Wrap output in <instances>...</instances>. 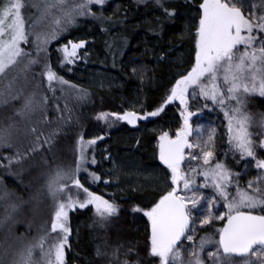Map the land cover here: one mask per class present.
<instances>
[{
	"label": "trees",
	"instance_id": "16d2710c",
	"mask_svg": "<svg viewBox=\"0 0 264 264\" xmlns=\"http://www.w3.org/2000/svg\"><path fill=\"white\" fill-rule=\"evenodd\" d=\"M34 1L32 0V3ZM37 1L39 2L37 13L35 11L30 16L28 24L37 21L38 15H41L43 2ZM201 2L202 0L150 2L106 0L102 7L92 6L94 16H77L74 23L66 26L63 24L64 30L57 29L58 36L46 45L48 52L46 61L59 76L69 82L67 85H62L65 86L66 91L71 90L72 95L73 91L78 92L83 104L79 107L80 110L74 105L71 106L72 104L64 108L63 102L60 103L57 98V90L51 91L44 87L48 108L52 109L48 119L49 124L45 122L39 128L32 126L31 129L35 128L37 131L33 133L30 130L25 134V139L18 146L17 152L21 154L23 148L27 147L28 141L33 143L36 141L34 144H37V140L33 139L39 132H43L47 125H55L58 117L61 120L65 117L69 122L58 133L64 130V133L68 131L71 134L70 137L67 136L68 134H58L56 145L61 147L63 139H67L69 144L70 142L77 144L81 136L85 141L96 140V143L86 151L88 163L84 168L87 169V173L81 170L79 178L90 191L102 195L118 207L117 214L106 221L98 218L93 205L85 208L77 207L69 212L67 227L71 230L68 236L70 247L65 249V264H125V261L127 264H158L157 258L150 255V221L144 217L143 211L136 209L147 210L173 188L171 172L159 159V136L168 132L174 138L176 131L180 129L181 117L178 116L176 107L171 104L157 116L141 120L133 128L126 121L116 123L113 118L107 121L97 117L101 113L112 116L111 113L122 115L126 111H135L143 115L145 112L165 106V100L170 95L175 82L182 75H186L195 64L196 30L200 16L198 5ZM260 2V8L264 11V0ZM27 9L28 6L24 10ZM165 9L168 11L166 12ZM247 11L248 9H244L245 13ZM172 12L174 15H169ZM39 23L36 24L34 32L42 34L45 30L38 27ZM28 24L27 27L30 26ZM34 40L35 36H30V43L22 45L26 51L32 53V59L37 54L32 43ZM70 40L73 42L83 40L86 44L84 48L78 50L75 63L61 66L63 53L59 49ZM25 61L27 58L16 67L15 76L19 75L20 79L25 72ZM38 69L37 64L34 72ZM25 77H29L27 73ZM92 78H96V81L102 85L92 84ZM9 81L10 79L7 83ZM73 85L75 87H72ZM13 88L17 90L18 87L14 85ZM67 97L70 99V95ZM71 101L73 102V99ZM248 101L250 103L246 104V107L253 117L250 131L253 133V139L258 142L264 138V128L259 124L261 114H264V98L257 96L255 100L249 98ZM61 109L63 111L59 113ZM216 109L218 110V107ZM219 112L223 114L220 109ZM55 114H58V117ZM220 135L219 148L227 153L224 163L232 171L240 173L246 160H242L238 153L230 150L226 126L221 129ZM43 141L44 137L40 136L39 143H42L43 150L47 151L49 146ZM36 151L30 156L31 158L26 155V159L20 161L23 167L31 166L33 171L28 177L23 173L18 177L6 175L2 178L7 195L3 201V211H0V219L6 215V222L9 219L10 223H14L13 215V219L10 220V212L7 211L6 204L25 203L30 197L41 200L44 184L39 179L43 177V180H48L55 172L52 168L53 160L50 159L45 160L43 167L39 168L40 157L37 154L39 147ZM15 153V147L0 148V166L8 162L5 157H13L15 161ZM262 153L263 150L257 149L258 156ZM78 157L79 152L72 150L64 157V164L60 168L66 170L74 168ZM93 158L96 161L94 164L91 162ZM118 167L120 175L138 169L156 176L157 179L147 190L120 191L114 178L115 169ZM88 173H95L100 179L93 182ZM31 179L37 180V188L30 194ZM72 189L75 195L79 191L74 187ZM48 209H46L48 212L41 213V217L38 214L37 218L33 215L34 210L25 211L28 219L17 230L11 227L9 231L7 227L9 223L5 227L0 221V247L4 240L10 237L22 236L31 240L32 237L39 236L38 230L45 229V221L54 210L51 207ZM255 211L260 214L259 209ZM51 217H54V212ZM225 223L226 220H222L212 227H201L196 230L201 229L200 231L203 232L208 230V237L211 238L213 235L211 239L216 242L219 239L218 230ZM36 225L39 227L38 230ZM58 235L60 234H51L49 243ZM1 262L7 264L4 259Z\"/></svg>",
	"mask_w": 264,
	"mask_h": 264
},
{
	"label": "snow or ice",
	"instance_id": "6c2138e0",
	"mask_svg": "<svg viewBox=\"0 0 264 264\" xmlns=\"http://www.w3.org/2000/svg\"><path fill=\"white\" fill-rule=\"evenodd\" d=\"M42 2L43 9L39 19L27 28L23 15V10L27 6L25 0H7V3L0 7V76L19 66L25 58L28 60L24 65L25 71L39 63L37 59L31 58V52L22 47L30 43V36H35L32 43L37 53L43 51L47 55L46 45L58 36L57 29L64 30L61 26L62 21L66 26L74 23L77 16H94L92 6L102 7L106 0H78V2L77 0H42ZM238 4H242V0H202L199 3L195 64L186 75H182L175 82L170 95L165 100V104L178 100L184 106L183 127L176 131L175 137L170 136L168 132L159 136V159L170 170L171 183L174 187L147 210L136 209L143 211V215L150 221V255L157 258L158 264H204V249L213 243L210 237H202L198 246L194 244L188 249V259L185 260L183 244L185 241L193 242L194 239L190 227L193 209L204 199L202 195L196 194V174L204 178L205 183L201 187L211 186L217 194L207 203L208 215L201 224H209L213 219L226 218L225 226L218 230L216 250L207 252V257L215 260L217 264H222V255L239 256L243 258V264H264V188L260 186V182L264 181V158L257 155V149L264 150V138L258 142L253 139V133L250 131L253 117L246 111L245 103L246 97L252 95L264 98V12L260 15H256L255 12L246 14ZM55 12H59L60 15H55ZM50 15L55 26L50 34L35 33L36 24ZM169 15H174V12ZM42 44L45 47H41ZM85 44L83 40L79 42L70 40L64 44L59 49L63 53L61 66L75 63L78 50L84 48ZM40 74L46 78L51 91H55L54 83L58 85L69 83L59 76L47 61ZM190 88L193 89V95L198 89L201 97L211 101L223 112L230 150L238 153L242 160H250L254 163L258 175L253 180H249L246 186L240 185V173L233 172L224 162L215 159V152L212 150L215 130L208 133L203 146L199 142V138L203 135L202 129H196L197 142L189 140L193 132L189 123L193 113L187 110ZM7 89L8 93H11L12 83H9ZM0 97H3V103L8 102L5 93L0 92ZM12 98L19 99L20 94L17 93ZM40 103L41 101L36 99V94L32 93L24 97L21 108L16 114L19 116L30 114L38 110ZM162 111L163 106L143 115L135 111H126L122 115L111 113V115L116 120L135 125L137 121L155 117ZM107 117L108 114L101 113L97 118L107 120ZM259 124L264 128V114H261ZM14 127L15 125H10L9 128L0 129V148L14 147L12 142ZM31 131L35 133L36 129L32 128ZM39 141L40 137L37 136V144L31 151L34 152L38 147H42ZM43 143L51 144V137L44 138ZM95 143L96 140L85 141L81 136L77 141L79 157L75 167L67 170L57 169L49 176L46 188L55 201L51 232L29 242L19 251L13 264H37L34 258L37 250L40 252L41 264H65V249L70 247L68 236L71 230L67 227L69 212L77 207L85 208L93 205L101 221H106L117 214L118 207L114 202L90 191L79 178L81 170L87 173V169L84 168L88 163L86 151ZM185 149L199 151H190L186 157ZM23 158L19 152L15 153V162L18 163ZM5 159L9 165L13 163V157H5ZM185 159L201 161V164L199 168H191L189 172H184L182 165ZM91 162L94 164L96 161L93 158ZM88 175L92 177L93 182L100 179L95 173ZM73 187L79 190L75 196L70 190ZM79 192L83 193L84 199H80ZM189 192H191L190 196L180 194ZM217 197L223 200L227 211L213 216L212 208L216 204ZM257 209L260 210V214L256 213ZM51 233L60 235L49 243Z\"/></svg>",
	"mask_w": 264,
	"mask_h": 264
},
{
	"label": "rangeland",
	"instance_id": "374dc122",
	"mask_svg": "<svg viewBox=\"0 0 264 264\" xmlns=\"http://www.w3.org/2000/svg\"><path fill=\"white\" fill-rule=\"evenodd\" d=\"M35 1L32 3V0H25L26 5L28 6L27 10H23V15H24L26 24H28V22L31 18L30 16H32L35 11L37 13L39 2L37 0H35ZM138 1L150 2V1H157V0H138ZM260 1H262V0H242V4H238V6L242 7V11H244V9H246V10L248 9L247 13L255 12L256 15H260L262 12H264L260 8V6H261ZM77 2H78V0H77ZM5 3H7V0H0V7H2ZM33 5H36V6H33ZM253 6H255V7H253ZM36 15H38V14H36ZM55 15L58 16V15H60V13L55 12ZM38 16L40 17V15H38ZM47 18H48V20H46ZM39 22L40 23H39L38 27L44 28L43 31L45 30V32H43V33L50 34L52 28L55 27L52 24V16L51 15L47 16L46 18H44L42 21H39ZM32 24L29 23L28 25H32ZM63 24L64 23L62 21V25ZM26 28H27V26H26ZM47 55H48V52H47ZM47 55L45 54V52H39L36 54V57L34 59H37L39 61V63H37L38 67H39L37 72L36 71L34 72L36 65H37V64H34L31 66V68L28 70V72L25 71L24 75L23 74L21 75V79L19 78V75L15 76L17 74V72H16L17 66L10 69L4 76H0V92L5 93L7 96V99H8L7 103H3V97H0V129L9 128L10 125H15V127L12 128V142H13V145L15 147L16 152L18 151V146L25 139V136H26L25 134L28 133V131L30 132L32 126H36L39 128L45 122L47 124H49L48 119H50V116H51L50 113H52V109L48 108V102H47L48 98L42 99V98L46 97L44 87H46V89L49 87H48V83L46 81V78L41 76V74H40L42 69H43V66H44V61H46ZM27 63H28V60L25 61L24 64H27ZM26 73L28 74L29 77H25ZM34 73H35V75H33ZM96 74H98L99 76L101 75L100 73H96ZM9 79H10L9 83H12L11 93H8V89H7V86L9 85V83H7V80H9ZM41 83H43V85H41ZM91 83L92 84L97 83L98 85H102V84H100L99 81L98 82L96 81V78H92ZM14 85L18 87L17 90H16V88L14 90V88H13ZM53 86H55L54 89L57 90V92H58L57 98H59L60 103H61V101L63 102L64 108L66 107V105L72 104L71 106L74 105V107H77L76 109L80 110L79 107L83 104L82 103L83 101H82L81 97L79 96L78 92L73 91V95H72V91L71 90H69L70 92L66 91V89L64 88L65 86L58 85L55 83L53 84ZM16 92L20 94L19 99H13L12 98L13 96H15L17 94ZM32 93H35L36 99L38 101H41V103L39 104L38 110H36L30 114H27L25 116L17 115L16 112L18 109L21 108L24 97H27V96L31 95ZM69 95H70V99H68V97H67ZM257 96L258 95H252V96L246 97L245 103L246 104L250 103L249 102L250 100L248 101V99L252 98L255 100L257 98ZM72 99H73V102L71 101ZM169 104L176 107V109L178 111V116L181 117V123H182L181 125L183 127L184 117L182 115V112H184V106L181 105L178 100H176V101H173L171 103L165 104L163 109L166 108ZM216 107L217 106L214 105L211 101L205 100L203 97H201L199 95L198 89L196 90L195 95H193V89L192 88L189 89L187 110L193 113V115L191 116V118L189 120V123L191 124V127L193 129L192 136L189 137V140L192 142H197L198 138H197L196 129H198V128L202 129L203 135H202V137L199 138V142L203 146V142L205 140H207L208 133L211 132L212 130H215V138L213 141L214 146H213L212 150L215 152V159L224 162L223 160L225 159L227 153H226V151L220 149L219 145H220V140H221V135H220L221 129H222L223 125L226 126V120H225L223 114H220L219 108L217 110ZM57 109H59V108L57 107ZM62 111H63V109L59 110V113ZM246 111L248 112L247 107H246ZM55 116L58 117V114H55ZM109 118L110 119L113 118L116 121V123H121V122L124 123L125 122L122 120H116L114 117H112L110 115L107 117V121H110V120H108ZM57 120H58V122H56L55 125H53V126L47 125L46 128L43 127L44 128L43 132H39V134L37 133L38 134L37 136H39V137L40 136H42L44 138L51 137V139H52L51 144H46L49 146L47 151L43 150L44 145L42 143H40L42 145V147H39V152L37 153V154H39V157H40V160L38 163L39 168L43 167V165H44L43 162L45 160L50 159V160H53V167L52 168H54L55 171L57 169H62L60 167H62L64 164V161H63L64 157L68 153H71L72 150L78 151L77 144H75V142H70V144H69L67 139H63V142H62L63 145H61V147L56 145V137L58 136V134H61V135L68 134L67 136H69V134H71L68 131H66L67 133H64V130L62 133H58V132H60V130L65 125L68 124L69 121H67V119L65 117H63L62 120L58 117ZM130 126L133 128V127H136L137 124H135V125L130 124ZM69 128H70V126H69ZM36 131H37V129H36ZM54 132L57 134L53 135ZM37 136H35L36 138L33 139L34 141H35V139L37 140ZM262 137H263V134H262ZM34 143L28 141L27 147L23 148V150L21 151L22 152L21 156H23L24 158L28 156V158H29L35 152H37V151H34V152L31 151L32 147L36 145ZM88 148H87V151L89 150ZM190 151L198 152L199 150L186 149V154H185L186 157L188 156ZM263 153H264V150H263ZM69 156L72 157L71 154H69ZM258 157H260V156H258ZM260 158H264V155H262V157H260ZM187 160L189 161L190 159H185L183 166H182V170L184 172H189V170L191 168H199V166L201 164V161H192L193 163L188 165ZM34 161H37V159H34ZM213 162H215V161H213ZM30 167L27 168L26 165H24V167H23L21 162L17 163L15 161H13V163L11 165H9L8 162H5L4 166H0V197H2V198H0V207H1L0 211L1 210L3 211V206H4L3 201H4V198L6 196L5 195L6 191H5V187H4V182H2V178L6 175H10L12 177H18V175H21L23 173L26 175V177H28L31 174V171H33ZM128 171H130V169ZM257 175H258V170L255 169L254 163H252L250 160L244 161V164L242 165V169L240 171V181H239L240 185L242 187L246 186L247 182L249 180H253ZM114 178L116 180V183L118 184L117 189L120 191L129 190V189L147 190L148 188H151L152 184H154L153 181H156V179H157L156 176L144 173L143 171L138 170V169L132 170L130 173L124 172L122 175H120V168L119 167H118V169L117 168L115 169ZM43 179H44L43 177H41V179H39L44 184V187H42V189H43L42 191L44 193L41 191L42 192L41 200L30 197V199L25 203H19V204H13V205L9 204V202H8V205L5 203L6 209L8 208L7 211L10 212V216H9L10 220H12L14 218V223H10L9 219L6 222L7 217L5 215V217L0 219V221H2L4 223L2 226L6 227L9 223V225L7 226L9 228V231H10L11 227H13L14 230H17L22 224L24 225L23 222H26L28 219V218H26V217H28V214L24 213L25 211L34 210L33 215L35 216V218H37L38 214L40 215L39 217H41L42 216L41 213H43L44 211H47L46 209H48L50 207L52 209H54L52 211V213L55 211V201L48 194V191L46 188V184H47L48 180L47 179L43 180ZM195 180H196V176H195ZM30 181H31V188H30L31 189L30 194H31L37 188V186H36L37 180L31 179ZM260 186L262 188H264V181L260 182ZM181 187H182V185H181ZM202 189L204 191H202ZM70 190H71L72 194L75 196V191H73L72 188ZM207 190H209V191L207 192ZM230 191H232V190L230 189ZM180 194L190 196L191 192L180 193ZM196 194L198 196L202 195L204 197V199L200 201L199 205L195 209H193V219H192V223H191L190 227L193 230L194 239H193V242L185 241L183 244L182 251L184 252L185 260L188 259V249L193 247L194 244L198 246L199 240L202 237H206V236L208 237V235H203V236H199L198 238L195 239L196 233L201 230V229H199V230H196V229L201 228V227H206V228L212 227L218 221H222V220H218V219H213L212 222L209 224H203V225L201 224L202 220L208 215L207 203L213 197H216L217 194L215 192V189L212 188L211 186H209L207 188L197 187ZM79 196H80V199H84L83 193L80 192ZM226 211H227V208L225 207L223 200H221L217 197L216 204L212 208V215L213 216L221 215ZM52 213H51V216H52ZM12 215H13V218H12ZM51 216L48 218L47 221H45V224H44L45 229L40 228L38 230L39 227L36 225V230L39 231V236L43 235L45 233L51 232V223L53 220V217H51ZM144 217H146V216H144ZM225 220H226V218H225ZM41 226H43V225H41ZM23 228L25 230H28L26 227H23ZM207 232H209V231L207 230ZM51 234H54V233H51ZM9 236H11V235H9ZM9 236H6V238H8ZM12 236H13V234H12ZM39 236L32 237L31 240L25 239V237H22V236H20L19 238L10 237L9 239H6V240L3 239L4 242L2 243V247H0V252H1L0 259H1V261H3V259H4V260H6L7 264H13V262L17 259V255H18L19 251L21 249H23L29 242H33ZM211 238L213 239V235L211 236ZM49 240H50V238H49ZM212 241H213V243L207 245L204 249L203 259H204V262L207 264H217V262L215 260H210L207 257V252L215 251L216 247H217V244L215 243V241L214 240H212ZM14 244H16V245L13 246ZM14 247H15V250H14ZM34 258L37 261V264L41 263V256H40L39 250L36 251ZM1 261H0V264H2ZM221 261H222V264H243V258L235 257V256H232V257L228 256L227 257V256L222 255Z\"/></svg>",
	"mask_w": 264,
	"mask_h": 264
},
{
	"label": "flooded vegetation",
	"instance_id": "af4514ba",
	"mask_svg": "<svg viewBox=\"0 0 264 264\" xmlns=\"http://www.w3.org/2000/svg\"><path fill=\"white\" fill-rule=\"evenodd\" d=\"M182 124V123H181ZM180 128H182V125H180ZM222 128H225V125H223V127ZM185 154H186V149H185ZM262 155H264V153H262L260 156L262 157ZM187 162H188V165L189 164H192L193 162L192 161H188L187 160ZM183 166V165H182ZM234 172V171H233ZM196 186L197 187H200V188H203V187H201V185H203L204 183H205V181H204V178L202 177V176H200L199 174H197L196 175ZM197 189V188H196ZM202 191H204L203 189H202ZM209 190H207V192H208ZM225 225V224H224ZM203 235H209V232H203V231H199V232H197L196 233V236H195V239L196 238H198L199 236H203Z\"/></svg>",
	"mask_w": 264,
	"mask_h": 264
},
{
	"label": "water",
	"instance_id": "95a60500",
	"mask_svg": "<svg viewBox=\"0 0 264 264\" xmlns=\"http://www.w3.org/2000/svg\"><path fill=\"white\" fill-rule=\"evenodd\" d=\"M137 123V122H136ZM162 163V162H161ZM225 226V225H224ZM233 256H235V257H239V256H236V255H233ZM230 257H232V256H230Z\"/></svg>",
	"mask_w": 264,
	"mask_h": 264
}]
</instances>
